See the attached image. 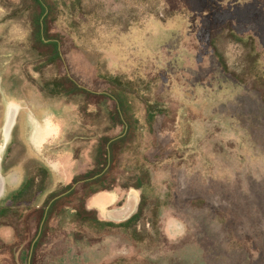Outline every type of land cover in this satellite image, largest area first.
<instances>
[{
	"label": "rangeland",
	"instance_id": "1",
	"mask_svg": "<svg viewBox=\"0 0 264 264\" xmlns=\"http://www.w3.org/2000/svg\"><path fill=\"white\" fill-rule=\"evenodd\" d=\"M54 1L60 7L53 34L66 31L77 46L67 52V60L63 55L72 79L77 67L81 77H120L123 84L131 83L142 94V121L147 109L165 110L164 103L156 101L162 90L181 104V117L168 121L172 129L165 128L159 138L173 148L172 158L146 164L150 181L135 190L142 214L138 237L132 234L135 227L116 229L98 244L88 236L76 244L67 237V227L54 233L45 247L54 255L52 262L264 264V103L251 76L243 75L248 68L245 45L252 42L260 53L257 71L264 78V0H199L195 11L186 0H74L75 11L69 7L71 0ZM2 4L0 204L40 160L63 184L71 182L74 166L64 147V122L54 110L60 103L44 98L36 83L55 77L59 70L36 60L30 16L10 19ZM173 7L174 16L168 18ZM222 30L245 40L240 44L224 38L228 73L210 47L211 38ZM13 104L20 110L5 143ZM49 124L59 129L58 135L39 144L38 129ZM170 137L176 139L171 146ZM127 159L124 162L136 164L132 155ZM133 192L117 191L118 201L106 213L123 207ZM5 260L0 264H10Z\"/></svg>",
	"mask_w": 264,
	"mask_h": 264
},
{
	"label": "trees",
	"instance_id": "2",
	"mask_svg": "<svg viewBox=\"0 0 264 264\" xmlns=\"http://www.w3.org/2000/svg\"><path fill=\"white\" fill-rule=\"evenodd\" d=\"M186 1L194 11L199 6V0ZM0 4L9 9L10 19L14 15L21 18L30 16L28 22L38 56L36 60L40 61V66L52 65L59 70V74L51 79L43 82L36 80L37 89L47 100L60 103L54 110L66 120L67 148L73 152L77 162V174L73 183L67 186H55L54 174L42 160L37 163L34 172L28 170L22 185L0 204V229L11 228L15 234L13 246L0 238V250L13 255L16 248L24 246L33 251L31 264H53L54 255L45 247L54 233L67 227H70L67 237L76 242L84 241L88 236L97 239L93 244H98L116 229L131 230L134 227L132 234L138 237L141 210L125 222L102 221L97 211L88 209V201L104 191L118 188L142 190L145 187L150 181L146 164L153 165L172 158L173 148H167L168 143L159 138L165 128L172 129L173 123L168 121L175 122L177 116L181 117V104L160 90L156 101L164 103L165 110L156 113L147 109L142 121L138 114L142 108L138 102L142 94L131 83L123 84L120 77H81L77 67L71 64L74 79L67 74L63 55L73 52L77 46L73 47L76 42L70 33L52 32L60 7L57 1L20 0L17 5L9 0H0ZM69 5L73 11L76 10V1L71 0ZM175 10L176 7H173L167 17H173ZM226 30L217 32L211 38L210 47L213 57L228 73L221 48L226 43L224 38L240 44L245 40L232 32L228 36ZM67 38H71V42ZM245 47L244 65L248 68L243 70V75L251 76L253 88L260 93L264 103V78L257 71L260 53H256L257 48L252 42H246ZM65 59L68 57L65 56ZM234 79L241 82L238 76ZM143 101L146 102V99ZM171 103L173 106H170ZM174 141L176 139L170 137L169 145H173ZM128 155H132L137 165L124 162L128 160ZM54 221L56 226L52 224Z\"/></svg>",
	"mask_w": 264,
	"mask_h": 264
},
{
	"label": "crops",
	"instance_id": "3",
	"mask_svg": "<svg viewBox=\"0 0 264 264\" xmlns=\"http://www.w3.org/2000/svg\"><path fill=\"white\" fill-rule=\"evenodd\" d=\"M58 118L64 122V132H65V135H66V129H67V123H66V120L64 119L63 116L59 115L58 113H55ZM59 130V129H58ZM66 137V136H65ZM44 142V141H43ZM43 142L41 144H43ZM68 146V143L66 142V139H65V144H64V147H65V150L69 153L72 154L73 156V162H74V166H73V178L71 180V182H69L68 184H63L62 182L59 181L58 179V176L56 175V173H54V171L51 169V167L46 164L50 170L53 172L54 174V177H55V186H58V185H71L74 181V178L77 174V162L75 160V157H74V154L73 152L67 148ZM22 185V184H21ZM20 185V186H21ZM19 186V187H20ZM19 187H17L16 189H18ZM141 191V190H138V189H130V190H123L121 188H118V189H115L113 191H104V192H100L98 194H96L95 196H93L89 201H88V209L89 210H94V211H97L98 213V218L102 221H110V222H116V223H121V222H125L129 219H125V218H120V217H117L116 214L118 212H122L123 210H125L126 208H129V206H132V211H131V217H133L137 211H138V208H139V205H140V198H139V195L137 194V192L135 191ZM117 191H122V192H129V191H134L128 198V201L126 202V204L121 207V208H118V209H114V210H111L109 214L106 213V210L111 208L112 206H114L118 199H117ZM102 195H109L111 198L109 201H107L104 205L100 206L98 204H94V201L102 196ZM71 214H73V212H70ZM104 215V216H103ZM108 216V218H106L105 216ZM3 229L0 235V237L9 245V246H13L15 244V234H14V231L13 229L11 228H1ZM0 229V230H1ZM76 244H78L79 242H76L74 241ZM81 243V242H80ZM32 254H33V251H29L26 247L24 246H21L19 249H15V253L12 255L11 253H6L4 252L3 250H0V261L3 260L5 257H6V260L8 259V261H10V264H31V259H32ZM5 260V262H7ZM53 264H62L61 263V260L59 261H53Z\"/></svg>",
	"mask_w": 264,
	"mask_h": 264
},
{
	"label": "flooded vegetation",
	"instance_id": "4",
	"mask_svg": "<svg viewBox=\"0 0 264 264\" xmlns=\"http://www.w3.org/2000/svg\"><path fill=\"white\" fill-rule=\"evenodd\" d=\"M9 110H11L12 113H17V115H18L20 108L18 106H16L15 104H13V105H10ZM17 115H16V118H17ZM15 121H16V119H15ZM14 125H15V123H14ZM13 128H14V126H13ZM58 133H59V130L55 126L49 124L44 129L43 128L38 129V135L36 136V141L40 144L43 141H45L46 139L52 137L53 135H58ZM99 198H100V200L97 202V204L102 206L107 201H109L111 197L109 196V198H106V196H100Z\"/></svg>",
	"mask_w": 264,
	"mask_h": 264
},
{
	"label": "bare ground",
	"instance_id": "5",
	"mask_svg": "<svg viewBox=\"0 0 264 264\" xmlns=\"http://www.w3.org/2000/svg\"><path fill=\"white\" fill-rule=\"evenodd\" d=\"M16 115H17V113H12L11 110H8L5 129H4V141H5V143H7L10 140V137H11V134L13 131V126H14L15 119H16ZM102 196H106V198H109L108 195H102ZM99 200H100V198L98 197L94 201V204H97V202Z\"/></svg>",
	"mask_w": 264,
	"mask_h": 264
},
{
	"label": "water",
	"instance_id": "6",
	"mask_svg": "<svg viewBox=\"0 0 264 264\" xmlns=\"http://www.w3.org/2000/svg\"><path fill=\"white\" fill-rule=\"evenodd\" d=\"M2 188H3V179L1 178V175H0V194L2 193ZM131 209H132V206H129V208H126L122 212H118L116 214V216L120 217V218L129 219L132 216L131 215V211H132Z\"/></svg>",
	"mask_w": 264,
	"mask_h": 264
}]
</instances>
